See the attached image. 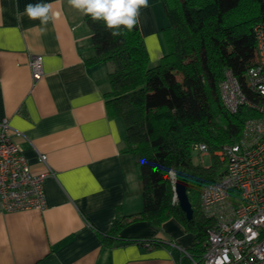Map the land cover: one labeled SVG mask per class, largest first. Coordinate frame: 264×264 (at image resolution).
<instances>
[{"label": "crops", "instance_id": "1", "mask_svg": "<svg viewBox=\"0 0 264 264\" xmlns=\"http://www.w3.org/2000/svg\"><path fill=\"white\" fill-rule=\"evenodd\" d=\"M29 3L59 12L46 31L18 16ZM160 4L140 10L150 65L166 49ZM83 16L68 0H0V119L18 131L13 139L33 171L43 169L38 153L53 171L42 209L0 213V264H191L181 248L190 252L195 237L180 221L129 219L142 208L137 155L124 149L122 120L106 111L108 64L84 59L92 48ZM34 54L44 69L35 81ZM115 218L129 221L107 242Z\"/></svg>", "mask_w": 264, "mask_h": 264}, {"label": "trees", "instance_id": "2", "mask_svg": "<svg viewBox=\"0 0 264 264\" xmlns=\"http://www.w3.org/2000/svg\"><path fill=\"white\" fill-rule=\"evenodd\" d=\"M159 1L168 24L162 28L166 49L155 65L149 63L139 24L113 37L103 21L85 15L92 53L84 59L108 64L106 111L122 120L124 149L137 155L142 208L129 219L159 225L174 217L193 232L198 242L190 253L199 259L206 229L213 224L200 210V188L223 174L224 168L218 169L224 162L212 156L209 166L194 164L192 147L203 142L212 152L234 142L251 114L245 106L228 112L219 82L229 68L245 85V71L255 61L253 27L264 23V0ZM171 177L188 181L189 219L174 199ZM128 221L115 218L105 240L111 242Z\"/></svg>", "mask_w": 264, "mask_h": 264}, {"label": "built area", "instance_id": "3", "mask_svg": "<svg viewBox=\"0 0 264 264\" xmlns=\"http://www.w3.org/2000/svg\"><path fill=\"white\" fill-rule=\"evenodd\" d=\"M253 32L255 61L245 71V85L229 68L219 82L220 99L228 112L241 106L251 111L239 137L212 152L203 142L192 147L200 159L210 154L223 161L224 172L200 188V210L213 224L206 229L199 259L181 248L191 264H264V23L255 24ZM28 66L33 81L43 76L41 54L31 55ZM15 134L19 133L8 119H0V213L42 209L44 180L53 173L43 153H38L43 169L30 168Z\"/></svg>", "mask_w": 264, "mask_h": 264}, {"label": "clouds", "instance_id": "4", "mask_svg": "<svg viewBox=\"0 0 264 264\" xmlns=\"http://www.w3.org/2000/svg\"><path fill=\"white\" fill-rule=\"evenodd\" d=\"M68 4L93 22L103 21L113 37L120 36L125 29L131 32L139 24L140 10L149 7L148 0H68ZM17 14L20 18L39 20L42 32L59 16L52 5L43 3L26 4L23 12Z\"/></svg>", "mask_w": 264, "mask_h": 264}, {"label": "water", "instance_id": "5", "mask_svg": "<svg viewBox=\"0 0 264 264\" xmlns=\"http://www.w3.org/2000/svg\"><path fill=\"white\" fill-rule=\"evenodd\" d=\"M173 193L174 199L177 201L181 210L185 213V216L189 219L192 216L193 208L187 193V179L184 177L173 178Z\"/></svg>", "mask_w": 264, "mask_h": 264}, {"label": "rangeland", "instance_id": "6", "mask_svg": "<svg viewBox=\"0 0 264 264\" xmlns=\"http://www.w3.org/2000/svg\"><path fill=\"white\" fill-rule=\"evenodd\" d=\"M158 10L161 11V14H163V15L166 17V20H167L166 24H168V18H167V16H166V14H165V12H164V10H163L161 4H160ZM191 159H192V162H193L194 164H200V165L205 166V167L211 165V163H212V157H211L210 154H204V155H202V157H201V159H200V158H199V154H198V152H197L196 150H192V151H191ZM217 159H218V158H217ZM218 160L221 161L220 159H218ZM223 166H224V165H223ZM222 168H224V167H222V164H221V165L219 166V169H218V170L221 171ZM171 178H172V180H173V177H171Z\"/></svg>", "mask_w": 264, "mask_h": 264}]
</instances>
